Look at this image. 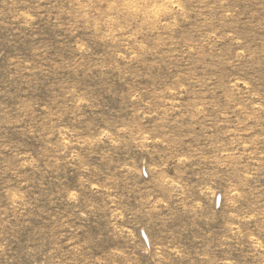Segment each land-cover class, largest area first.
<instances>
[{
  "label": "rangeland",
  "instance_id": "374dc122",
  "mask_svg": "<svg viewBox=\"0 0 264 264\" xmlns=\"http://www.w3.org/2000/svg\"><path fill=\"white\" fill-rule=\"evenodd\" d=\"M0 264H264V0H0Z\"/></svg>",
  "mask_w": 264,
  "mask_h": 264
}]
</instances>
